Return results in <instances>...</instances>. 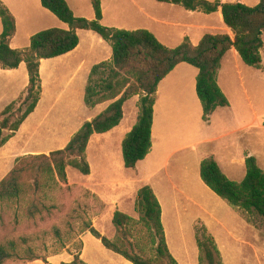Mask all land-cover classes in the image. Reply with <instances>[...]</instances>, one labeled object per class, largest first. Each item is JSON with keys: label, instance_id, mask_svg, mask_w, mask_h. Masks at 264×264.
Wrapping results in <instances>:
<instances>
[{"label": "crops", "instance_id": "crops-1", "mask_svg": "<svg viewBox=\"0 0 264 264\" xmlns=\"http://www.w3.org/2000/svg\"><path fill=\"white\" fill-rule=\"evenodd\" d=\"M0 1L15 18L16 32L10 40L12 49L27 48L31 36L39 31L49 28L69 29L68 24L43 8L40 0ZM206 1L241 3L253 7L260 0ZM66 2L75 16L94 18L90 0ZM100 3L101 23L104 26L125 30L146 29L168 48L178 46L185 38L197 45L205 34H228L232 40L234 38L233 32L223 22L221 6L212 13H204L156 0H100ZM76 33L79 43L72 51L40 60V99L14 136L0 147V181L20 156L48 155L51 151L65 147L85 121L91 120L109 105L110 102H104L93 108L86 107L84 89L91 68L109 60L111 48L91 30L78 29ZM262 41V68L257 69L259 71H264V31ZM242 64L234 47L222 57L216 81L227 97L229 106L216 108L208 123L202 120V107L196 94L197 68L187 63L176 65L158 84L152 115V146L147 156L137 162L134 170L126 169L123 165L121 143L136 122L138 99L129 112L126 106L130 99L123 104V117L117 126L108 132L91 136L86 148L90 174L81 175L87 179L84 185L90 187L106 204L104 213L110 227L114 212L118 210L129 215V211L134 209L139 188L150 186L160 204L168 250L179 264H183L174 254L182 247L169 242L168 228L172 223L170 214L172 207H177L176 194L181 199L199 204L200 195L209 193L206 189L211 191L201 180V161L213 156L221 171L233 181L243 179L246 156H254L258 166L264 169V140L258 138L255 132H250L254 126H260L254 123L259 116L250 101L248 108L234 101L239 95L237 71L240 72ZM27 84L28 73L24 62L13 69L0 68V112L24 93ZM234 103H238V107L235 108ZM53 111L56 114H52ZM237 116L245 120V123L232 130L230 121ZM232 132L243 133L241 140L249 134L257 136L253 138L256 143L241 145L240 142L232 150L230 141L222 140L225 134ZM91 154L100 158V174L94 171ZM114 162L125 174H115ZM92 227L102 235L108 230L96 223ZM182 234L185 232L182 231ZM81 242L78 255L86 264H133L104 247L101 240L88 230L82 233ZM188 248L183 246L184 252L188 251L190 255ZM61 261L68 262L71 259Z\"/></svg>", "mask_w": 264, "mask_h": 264}, {"label": "trees", "instance_id": "trees-1", "mask_svg": "<svg viewBox=\"0 0 264 264\" xmlns=\"http://www.w3.org/2000/svg\"><path fill=\"white\" fill-rule=\"evenodd\" d=\"M94 18L87 19L73 14L66 0H40L43 8L50 11L69 29L49 28L33 34L25 49H12L10 40L16 32L15 18L0 1V68L13 69L26 64L28 84L22 95L6 105L0 112V147L20 128L24 120L35 109L41 93L39 64L72 51L79 43L78 29L91 30L106 41L111 48V58L95 64L89 73L84 89V103L93 108L98 104L109 105L91 120L85 121L62 149L48 155H28L15 160L14 167L0 181V202L19 199L28 194L27 179L33 180L34 189L39 190L43 181L58 184L67 181L68 167L82 175L90 174L86 148L93 134H102L117 126L123 117V104L138 95L137 119L121 143L123 165L134 170L137 162L150 152L153 106L158 84L176 65L187 63L197 68L196 94L202 107V120L208 123L218 107H228L229 101L219 88L216 75L225 53L234 47L241 61L255 69L262 68L260 50L263 46L264 0L253 7L241 3H224L206 0H156L179 4L186 10L212 13L221 6L224 24L233 32L228 34H205L197 45L185 38L178 46H164L146 29L125 30L104 26L101 23L100 0H90ZM202 182L231 207L246 213H255L264 222V169L254 156L245 158V175L241 181L230 180L220 169L213 156L200 163ZM134 210L150 232L151 256L131 254L115 241L100 234L91 224L86 226L104 247L123 256L133 264H179L169 252L161 222V209L150 186L137 191ZM132 218L116 210L112 225L121 232ZM198 264H223L214 237L201 227L196 233ZM20 254L14 240L0 243V264L19 259ZM33 261L40 258L29 256ZM44 262H46L44 260ZM60 264H86L78 254Z\"/></svg>", "mask_w": 264, "mask_h": 264}, {"label": "rangeland", "instance_id": "rangeland-1", "mask_svg": "<svg viewBox=\"0 0 264 264\" xmlns=\"http://www.w3.org/2000/svg\"><path fill=\"white\" fill-rule=\"evenodd\" d=\"M237 74L239 95L234 101L242 103L246 108L249 101L252 103L259 116L254 123L260 126H254L250 132H255L258 138L264 140V127H261L264 119V71L242 64ZM137 99L138 95L130 98L127 112ZM234 106L238 107V103H234ZM52 114H56L55 111ZM244 123L245 120L237 116L230 121V127L234 130ZM242 134H225L222 140L230 141L232 150L240 142L241 145L256 143L253 138L257 136L249 134L241 140ZM90 157L95 173L100 174L102 164L99 156L91 154ZM113 165L115 174L124 172L116 162ZM86 180L77 170L69 168L65 183L43 181L40 189L36 190L33 180L27 179V195L0 202V243L14 240L20 254L19 259L8 260L5 264H60L63 259L72 260L82 247L81 235L86 231V226L94 223L108 228L103 235L117 242L123 250L141 256L153 254L150 232L139 222V214L131 209L129 216L132 221L123 231L116 232L113 225L110 227L104 213L106 204L90 187L84 185ZM206 190L209 193L200 195L199 204L181 199L176 194L177 207H172L171 214L169 212L172 223L168 228L169 242L182 247L174 252L176 257L183 264H198L195 237L198 230L204 227L214 237L223 264H264L262 218L255 213L235 209ZM184 245L189 246L190 255L188 251L184 252ZM29 256L40 259L31 261L27 259Z\"/></svg>", "mask_w": 264, "mask_h": 264}, {"label": "built area", "instance_id": "built-area-1", "mask_svg": "<svg viewBox=\"0 0 264 264\" xmlns=\"http://www.w3.org/2000/svg\"><path fill=\"white\" fill-rule=\"evenodd\" d=\"M262 126L264 127V119L262 120Z\"/></svg>", "mask_w": 264, "mask_h": 264}]
</instances>
